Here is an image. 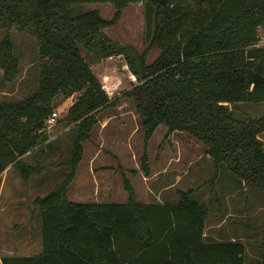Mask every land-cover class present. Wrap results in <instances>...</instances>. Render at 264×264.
<instances>
[{"label": "trees", "instance_id": "obj_1", "mask_svg": "<svg viewBox=\"0 0 264 264\" xmlns=\"http://www.w3.org/2000/svg\"><path fill=\"white\" fill-rule=\"evenodd\" d=\"M88 1H111L113 14L85 7ZM131 1L139 0H0L3 75L18 73L13 26L37 35L40 56L36 87L20 98L0 100V178L10 163L23 176L40 168L23 156L47 138L54 97L77 92L66 114L73 122L68 170L55 187L34 198L41 247L3 254L0 264H245L242 239L206 238L209 208L192 196L194 187L178 188L175 200L144 202L124 174L125 201L68 196L99 111L117 102L83 47L103 55L124 53L137 76L125 94L133 97L141 116L146 172L148 140L164 123V136L186 130L206 144L216 168L226 163L247 184L264 189V140L259 135L264 115L237 114L231 105L264 101V0H141L148 42L136 54L104 30ZM153 44L159 52L147 61ZM260 248L264 264V234Z\"/></svg>", "mask_w": 264, "mask_h": 264}, {"label": "rangeland", "instance_id": "obj_2", "mask_svg": "<svg viewBox=\"0 0 264 264\" xmlns=\"http://www.w3.org/2000/svg\"><path fill=\"white\" fill-rule=\"evenodd\" d=\"M85 7H98L110 17L114 11L111 1H88ZM108 35L126 46L131 53H139L147 44L145 13L141 0L129 2L121 17L105 26ZM4 27H0V36ZM13 51L18 58V73L6 78L0 65V100L20 98L36 87L40 56L37 35L27 28L12 27ZM261 38L260 41H262ZM131 49V50H130ZM82 52L100 78L106 90L117 102L102 108L99 119L84 141L83 157L68 186L70 198H104L107 189H121L122 175H127L144 199L142 191L150 186H167L178 198V188L194 187L193 197L204 200L209 208L208 231L216 229L219 238L232 235L246 244L245 264H260V241L264 234V189L253 187L238 177L226 163L215 167L206 151V144L186 130H173L164 136L166 124L159 123L147 144L149 172L141 165L144 150L143 128L132 96L125 94L137 76L130 69L122 52L103 55L83 47ZM159 52L153 44L146 60ZM77 92L59 93L54 97L55 119L46 121L47 138L24 159L40 168L26 176L10 163L0 178V257L6 253L33 252L40 247V210L35 205L37 194H45L55 187L68 170L73 122L66 118L69 105ZM237 114L264 115V101L239 100L231 104ZM264 140V130L259 134ZM152 175L150 178L146 176ZM213 175H216L213 180ZM125 194L127 191L123 188ZM172 193L174 195H172ZM126 197V195H125ZM122 197V198H125ZM151 198V197H150ZM174 198V199H173Z\"/></svg>", "mask_w": 264, "mask_h": 264}, {"label": "crops", "instance_id": "obj_3", "mask_svg": "<svg viewBox=\"0 0 264 264\" xmlns=\"http://www.w3.org/2000/svg\"><path fill=\"white\" fill-rule=\"evenodd\" d=\"M167 128V127H166ZM172 132V131H171ZM123 176V175H122ZM152 176V175H151ZM150 175L146 176V178H150L151 177ZM170 185V184H168ZM167 185V186H168ZM167 186H164V187H160V188H154V187H150L148 186L144 192L142 191V195L145 196L144 199H142L141 201H144V202H148V201H167V200H170L171 196L169 194V192L167 191ZM124 186L121 187V189H107L103 192V195L105 196L104 198H80L78 195H77V198H73V199H78V200H88V199H96V200H118V201H125L127 199V196H128V192L127 194H125L124 192ZM136 190V196H137V189L135 188ZM127 191V190H126ZM126 195V197H125ZM172 195H174L172 193ZM122 197H125V198H122ZM151 197V198H150ZM138 198V196H137ZM139 199V198H138ZM174 199V198H173ZM177 199V198H176ZM140 200V199H139ZM208 217V216H207ZM219 225H220V222L219 223H214V227H212L211 231H208V227L210 225H208V222H207V218H206V224H205V227H204V234L206 236V238L210 239V240H216V239H223V238H219L217 235V232H216V229L219 228ZM230 238H233L235 239L236 237L235 236H231ZM225 239V238H224ZM40 247H41V242H40ZM40 247L38 248V250L40 249ZM36 250V251H38ZM35 252V251H33ZM23 253H32V252H21V253H18V254H23Z\"/></svg>", "mask_w": 264, "mask_h": 264}, {"label": "built area", "instance_id": "obj_4", "mask_svg": "<svg viewBox=\"0 0 264 264\" xmlns=\"http://www.w3.org/2000/svg\"><path fill=\"white\" fill-rule=\"evenodd\" d=\"M263 39H262V41H260V42H264V36L262 37ZM102 86L104 87V88H106V84L105 83H102ZM55 114H56V111L55 110H52V112L49 114V116H48V120L49 121H53L54 119H55Z\"/></svg>", "mask_w": 264, "mask_h": 264}]
</instances>
